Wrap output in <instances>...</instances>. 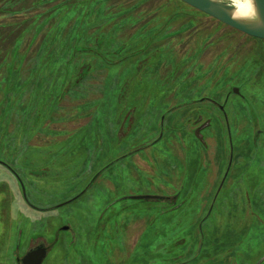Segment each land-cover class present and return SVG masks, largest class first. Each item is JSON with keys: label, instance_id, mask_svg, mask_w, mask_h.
<instances>
[{"label": "rangeland", "instance_id": "rangeland-1", "mask_svg": "<svg viewBox=\"0 0 264 264\" xmlns=\"http://www.w3.org/2000/svg\"><path fill=\"white\" fill-rule=\"evenodd\" d=\"M196 11L0 0V157L52 206L0 165V264H264L263 51Z\"/></svg>", "mask_w": 264, "mask_h": 264}, {"label": "water", "instance_id": "water-1", "mask_svg": "<svg viewBox=\"0 0 264 264\" xmlns=\"http://www.w3.org/2000/svg\"><path fill=\"white\" fill-rule=\"evenodd\" d=\"M186 5L200 11L220 23L231 27L253 38L264 40V0H250L253 5V13L250 16H236L235 6L226 0H180ZM235 94L239 93L237 87H233ZM133 199H146L147 196H132ZM163 199L164 197H153ZM64 229V228H63ZM47 254V249L37 247L26 252L21 258L22 264H41ZM263 258L259 261L261 262ZM17 264L19 260L17 259ZM259 264V263H258Z\"/></svg>", "mask_w": 264, "mask_h": 264}, {"label": "flooded vegetation", "instance_id": "flooded-vegetation-1", "mask_svg": "<svg viewBox=\"0 0 264 264\" xmlns=\"http://www.w3.org/2000/svg\"><path fill=\"white\" fill-rule=\"evenodd\" d=\"M238 88V87H237ZM232 89H233V87L231 88V93H234L233 91H232ZM238 90H239V88H238ZM228 95V94H227ZM238 95H241V93H240V91H239V93H238ZM202 101H207V102H209L210 104H212L214 107H218L219 108V106H220V103H218V102H216V101H214V100H212V99H209V98H205V100H203L202 99ZM224 110V109H223ZM224 112H225V110H224ZM220 114H222V113H220ZM225 122V121H224ZM260 136V134H259V131H257V133H255V138H258ZM232 153V152H231ZM0 165L3 167V171H2V173H4V174H6L7 176H8V178L11 180V181H13L14 183H15V186L13 185V184H11V188L9 189V191H16V197H17V201H18V203L19 204H21V205H27V206H29V207H32V208H38V209H40V210H47V209H49V208H51L52 206H50V207H38V206H35L34 204H32L29 200H28V198H27V196H26V188H25V183H24V181H23V177H22V175L20 176L19 174V172L8 162V160L7 159H5V158H3V157H0ZM3 175V174H2ZM8 192V190L6 191V193ZM8 195V194H7ZM169 198L170 197H168V196H166V197H164L163 198V200H165V201H167V200H169ZM67 201L66 200H64V201H62V203H60V204H63V203H66ZM59 205V204H58ZM11 218H12V216H11ZM8 219H10V214H7V216H5V217H3V215H0V220H4V221H6V220H8ZM3 221V222H4ZM18 233H22V231L20 230V231H18L17 230V234ZM46 242V243H45ZM45 242H41V243H36L35 245H33L32 247H29V248H27V249H24L25 251L23 252V253H17L16 251H18L19 252V250H20V248L18 247V248H16V247H14V249L13 250H16L15 251V255H14V264H17V259L19 260V263L20 264H22V261H21V258L23 257V255L26 253V252H28V251H30V250H34V249H36L37 247H44V248H46L47 249V254H46V256H45V258L43 259V261H42V263L45 261V259L47 258V256L49 255V252H50V250H51V247L53 246V242H51V243H49L48 241H45ZM41 263V264H42Z\"/></svg>", "mask_w": 264, "mask_h": 264}, {"label": "trees", "instance_id": "trees-1", "mask_svg": "<svg viewBox=\"0 0 264 264\" xmlns=\"http://www.w3.org/2000/svg\"><path fill=\"white\" fill-rule=\"evenodd\" d=\"M21 1H24V0H21ZM174 1H177V2H180V3H183L182 1H180V0H166V2H167V5H170V4H172ZM164 2V1H163ZM183 4H185V3H183ZM186 5V4H185ZM22 6H23V4H22ZM164 6V5H163ZM191 10H196V9H194V8H192V7H190L189 5H187ZM165 7H166V5H165ZM167 11H168V9H167ZM169 12V11H168ZM168 12H167V14H168ZM196 12H198V13H201V12H199V11H196ZM195 12V13H196ZM177 15H181V14H187V13H185V12H175ZM194 13V14H195ZM201 14H203V13H201ZM203 15H205V14H203ZM168 16H170V15H168ZM191 26V23L190 24H186V26L185 27H190ZM233 29V28H232ZM235 30V29H234ZM237 31V30H236ZM237 32H240V31H237ZM240 33H242V32H240ZM243 35H245L244 33H242ZM248 38H250V39H252L253 41H256L258 44H259V46H260V50H261V52L262 53H259V57L258 58H251L250 56H247L246 58H245V63H244V65H242L239 69H238V71H235V72H237V73H239V72H241V71H243V72H245V73H250V74H252L253 72L256 74V73H258V72H260V69H262V67L264 66V47L260 44V43H262L263 45H264V40H261V39H257V38H253V37H250V36H248V35H246ZM246 80V79H245ZM251 81V78H248L247 79V81ZM233 81L235 82V83H237V84H239V85H241L242 86V84H243V82H244V80L243 81H236V78L235 77H233ZM244 86H245V84H244ZM239 87V90H240V93H241V87L240 86H238Z\"/></svg>", "mask_w": 264, "mask_h": 264}, {"label": "bare ground", "instance_id": "bare-ground-1", "mask_svg": "<svg viewBox=\"0 0 264 264\" xmlns=\"http://www.w3.org/2000/svg\"><path fill=\"white\" fill-rule=\"evenodd\" d=\"M235 6V15L244 17L252 15L253 5L250 0H231Z\"/></svg>", "mask_w": 264, "mask_h": 264}]
</instances>
